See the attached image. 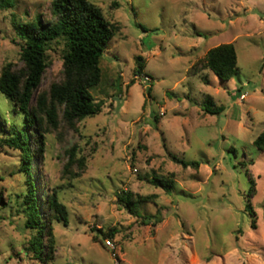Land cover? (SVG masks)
Here are the masks:
<instances>
[{
	"label": "rangeland",
	"instance_id": "374dc122",
	"mask_svg": "<svg viewBox=\"0 0 264 264\" xmlns=\"http://www.w3.org/2000/svg\"><path fill=\"white\" fill-rule=\"evenodd\" d=\"M51 1L16 0L0 10V70L22 65L14 22L48 17ZM91 1L121 31L91 88L101 113L77 130L63 123L48 133L44 156L33 162L41 195L56 189L69 212L68 225L54 223L52 258L28 249L35 232L19 206L22 152L3 142L23 115L0 92V264H113L105 246L111 229L122 264H264V152L253 144L264 131V0ZM224 43L237 49L236 76L187 73ZM56 48L41 89L62 79ZM216 105L225 110L206 112ZM73 147L87 164L75 179L63 174ZM175 156L200 167L185 168ZM170 176V194L153 183ZM122 190L152 196L137 203L150 223L119 203Z\"/></svg>",
	"mask_w": 264,
	"mask_h": 264
},
{
	"label": "trees",
	"instance_id": "16d2710c",
	"mask_svg": "<svg viewBox=\"0 0 264 264\" xmlns=\"http://www.w3.org/2000/svg\"><path fill=\"white\" fill-rule=\"evenodd\" d=\"M15 5L16 0H0V10L14 8ZM48 11V17L39 14L29 22H14L15 32L22 42V65L6 62L0 70V92L23 115L22 124L17 126L14 123L10 136L3 138V142L22 152L20 173L25 175L26 187L18 196L22 197L19 206L26 217V228L35 232L29 240L28 249L36 258L53 257L54 223L58 221L68 225L69 212L56 189L41 195L33 162L44 156L48 133L58 130L63 123L77 130L79 122L101 113L104 103L96 101L91 88L101 81L100 60L107 51L109 41L121 31V25L108 19L91 0H52ZM56 46L62 52V79L52 82L47 89H41L47 69L52 65L50 52L57 51ZM138 61L141 71L144 62L141 57ZM205 70L212 71L222 81L236 76L239 68L235 45L224 43L209 49L187 73L197 75ZM224 110V106L216 105L206 112L217 114ZM253 144L264 152V131L254 139ZM66 153L63 174L73 179L81 177L87 168L86 158L79 157L75 147L66 150ZM174 160L185 168L200 167L199 161L181 160L176 156ZM153 183L170 194L175 180L170 176ZM253 184L252 181L251 191L254 190ZM117 197L119 203L140 217L143 223L151 222L152 216L140 214L137 203L150 201L152 196L135 199L131 193L122 190ZM246 210L255 217L250 202ZM157 219L159 222L160 219ZM116 231L109 230L105 237L113 238Z\"/></svg>",
	"mask_w": 264,
	"mask_h": 264
},
{
	"label": "built area",
	"instance_id": "2783aa9c",
	"mask_svg": "<svg viewBox=\"0 0 264 264\" xmlns=\"http://www.w3.org/2000/svg\"><path fill=\"white\" fill-rule=\"evenodd\" d=\"M247 96V93H242L240 95V99L244 100ZM105 246L108 248L112 260H113V264H122V257L121 254L118 250L117 244L115 242V240L113 238H106L105 239Z\"/></svg>",
	"mask_w": 264,
	"mask_h": 264
}]
</instances>
